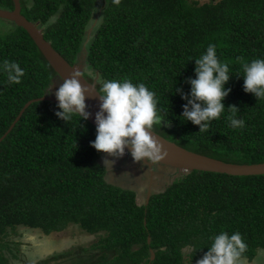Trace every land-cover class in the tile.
<instances>
[{"label": "trees", "instance_id": "obj_1", "mask_svg": "<svg viewBox=\"0 0 264 264\" xmlns=\"http://www.w3.org/2000/svg\"><path fill=\"white\" fill-rule=\"evenodd\" d=\"M21 2L22 13L43 24L45 38L70 63L85 46L86 64L99 78L127 77L154 91L171 121V127H157L163 136L225 161L264 162V100L243 90L237 60L264 59V0ZM13 6L12 0H0V8ZM9 22L10 30L0 35V65L18 62L26 75L13 84L0 70V137L28 100L49 94L52 86L53 94L63 82L29 33ZM209 44L229 62L226 87L232 91L221 118L199 133V126L183 121L187 101L176 89L190 93L186 81L195 78V59ZM231 105L239 108L243 128L230 126ZM58 110L52 101L33 102L0 142V243L8 227L50 233L74 224L91 234L104 232L90 245L87 264L196 261L221 231L242 234L249 261L264 251V174L181 170L163 191L139 204L134 190L107 178L103 153L91 146L96 127L78 116L66 123L55 115ZM1 249L0 264H11Z\"/></svg>", "mask_w": 264, "mask_h": 264}, {"label": "clouds", "instance_id": "obj_2", "mask_svg": "<svg viewBox=\"0 0 264 264\" xmlns=\"http://www.w3.org/2000/svg\"><path fill=\"white\" fill-rule=\"evenodd\" d=\"M113 2L119 5L121 0ZM237 60L243 72V90L253 94L258 101L264 100V59L248 62L238 57ZM0 70L13 84H20L26 75L18 62L7 59L0 65ZM85 73L96 83H88L89 86L83 84L81 78ZM231 78L229 62L221 61L217 56L216 45L209 44L205 53L195 59V78L186 81L191 85L190 93L183 92L181 88L176 89L182 99L187 101L183 105V121L199 126V133L209 131L211 123L218 121L226 109L224 100L232 91L226 85ZM96 93L100 104L95 114L96 139L91 142L93 148L116 159L122 158L128 149L133 161L141 163L143 167L148 164L156 166L168 157L169 153L154 134L157 127H171V121L165 119V110L159 107L157 94L144 83L134 84L127 77L122 80L97 78L91 66H86L83 71L74 70L55 88L59 109L55 115L66 123L74 116L87 121L92 113L88 111L86 99L95 98ZM227 110L230 112L227 117L230 126L234 129L243 128L244 120L236 118L239 108L231 105ZM114 163L115 159L103 160L104 168H112ZM207 249L195 264H247L244 256L247 244L239 232L229 234L221 231L212 238Z\"/></svg>", "mask_w": 264, "mask_h": 264}, {"label": "rangeland", "instance_id": "obj_3", "mask_svg": "<svg viewBox=\"0 0 264 264\" xmlns=\"http://www.w3.org/2000/svg\"><path fill=\"white\" fill-rule=\"evenodd\" d=\"M11 26V22L0 19V35L10 30ZM90 80L93 78L91 77ZM52 92L54 95L55 88ZM105 158L115 159L112 168H107V178L112 183L134 190L136 201L139 204L147 203V187L152 186V190L156 192L163 191L181 171L174 167L158 165L155 169L153 168V181L150 185L151 171L149 166L147 168L134 166L135 162L130 154H125L122 158L116 159L103 153L100 161L103 162ZM148 179H150L149 185H147ZM12 228L8 227L7 233H9L1 237L0 243L1 251L10 259L11 264H77L80 261L79 255H82L80 247H90L91 244L98 241L99 235L104 234V232L89 234L74 224H69L63 230L53 231L50 234L42 232V229L30 228L25 225ZM69 249L76 250L78 253H75L74 256L62 257L61 254ZM184 251L188 252L187 248ZM52 255H56L57 258L43 262ZM247 264H264V251L258 253L254 260L247 262Z\"/></svg>", "mask_w": 264, "mask_h": 264}, {"label": "water", "instance_id": "obj_4", "mask_svg": "<svg viewBox=\"0 0 264 264\" xmlns=\"http://www.w3.org/2000/svg\"><path fill=\"white\" fill-rule=\"evenodd\" d=\"M14 3L13 8H0V19H5L14 22L17 26L23 27L33 39L45 59L49 62L51 67L63 81L64 78H68L74 70L83 71L87 66L86 64V49L83 47V54L78 57L75 63H70L52 44V42L45 38V30L42 23L35 22L28 19L22 13L21 0H12ZM99 78L98 73H96ZM81 82L86 86L89 84H95L96 81L87 78L86 74L81 78ZM97 87V85H96ZM98 88V87H97ZM95 98L86 99V103L89 105L88 111L92 113V116L88 121L96 127L95 114L99 111V96L95 94ZM37 101H52L58 104V101L53 94H45L40 97H35L28 100L19 111L18 115L7 129V131L0 137V142L8 135V133L14 128L16 123L20 120L25 110L33 103ZM157 138L164 145V149L169 153L168 157L161 162V164L174 167L183 171H210L217 173H226L229 175H261L264 174V162L259 163H240L225 161L216 157H212L203 153H199L188 149L177 142L168 139L159 132L156 131ZM126 152L130 153V150L126 149ZM151 175L153 174V167L148 164ZM151 193L147 194L146 201L149 202ZM151 260L155 258V251L150 249Z\"/></svg>", "mask_w": 264, "mask_h": 264}, {"label": "flooded vegetation", "instance_id": "obj_5", "mask_svg": "<svg viewBox=\"0 0 264 264\" xmlns=\"http://www.w3.org/2000/svg\"><path fill=\"white\" fill-rule=\"evenodd\" d=\"M127 154H130V153H128V152H126V155ZM131 155V154H130ZM134 166H136V167H140V166H143L141 163H135V164H133ZM158 165H164V164H158ZM158 165H156V166H158ZM156 166H152L154 169L156 168ZM164 166H167V165H164ZM167 167H171V166H167ZM143 168H147V167H143ZM149 180L150 179H148V181H147V185H149ZM152 181H153V174L151 175V180H150V185L152 184ZM147 192L148 193H151V195L153 194V193H155L156 191H153L152 190V186H150V187H147ZM159 192V191H158ZM28 227H30V226H28ZM30 228H34V227H30ZM13 229V228H12ZM45 232V231H44ZM84 232H86V231H84ZM9 233V232H8ZM46 233V232H45ZM50 233H52V232H50ZM50 233H46V234H50ZM86 233H88V232H86ZM89 234H91V233H89ZM89 249V247H87V248H85V247H80V253L82 254V255H79V257H80V261L77 263V264H87V263H85V261L87 262V260L89 259V257L91 256V254H92V251L91 250H88ZM75 253H78L76 250H73V249H69V250H67V251H65V252H63L61 255H62V257H69V256H74V254ZM186 255V254H185ZM57 257H56V255H54V256H51V257H49V258H47L46 260H51V259H56ZM46 260H44V261H46ZM247 260V262H251V261H253V260H251V261H249L248 259H246ZM196 261H192V260H184L181 264H190V263H195Z\"/></svg>", "mask_w": 264, "mask_h": 264}, {"label": "crops", "instance_id": "obj_6", "mask_svg": "<svg viewBox=\"0 0 264 264\" xmlns=\"http://www.w3.org/2000/svg\"><path fill=\"white\" fill-rule=\"evenodd\" d=\"M40 229V228H39ZM42 232H44L43 230H42ZM52 256H54V255H52Z\"/></svg>", "mask_w": 264, "mask_h": 264}]
</instances>
